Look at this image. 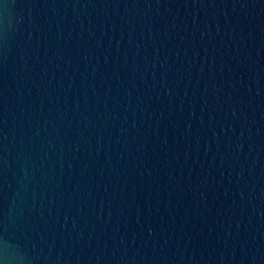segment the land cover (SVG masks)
I'll use <instances>...</instances> for the list:
<instances>
[{"label":"water","instance_id":"1","mask_svg":"<svg viewBox=\"0 0 264 264\" xmlns=\"http://www.w3.org/2000/svg\"><path fill=\"white\" fill-rule=\"evenodd\" d=\"M0 264H264V0H0Z\"/></svg>","mask_w":264,"mask_h":264}]
</instances>
